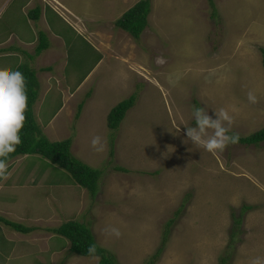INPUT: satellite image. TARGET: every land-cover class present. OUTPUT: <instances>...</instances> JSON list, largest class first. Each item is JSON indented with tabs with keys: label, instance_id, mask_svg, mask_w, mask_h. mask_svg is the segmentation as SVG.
Listing matches in <instances>:
<instances>
[{
	"label": "rangeland",
	"instance_id": "1",
	"mask_svg": "<svg viewBox=\"0 0 264 264\" xmlns=\"http://www.w3.org/2000/svg\"><path fill=\"white\" fill-rule=\"evenodd\" d=\"M80 1L90 2L92 16L104 20L129 4L68 0L67 5L74 8ZM25 2L12 1L0 14V40L11 43L10 34L29 29ZM214 2L216 19L209 0H152L141 42L123 47L119 55L124 66L115 67L110 80L116 93L92 97L82 132L64 134V140L77 137L72 152L77 159L104 173L95 197L70 172L38 155H29L17 176L11 172L3 180L0 216L33 232L23 234L0 222V264H98L99 258L72 254L70 242L54 232L69 221L89 226L98 245L120 264H221L224 257L227 264H252L264 259V142L229 144L217 153L186 143L187 127H195L193 106L213 116L228 111L230 134L239 137L264 129V0ZM78 10L83 16V8ZM50 18L65 26L57 16ZM69 43L68 70L82 81L96 57L84 49V60L75 51L81 45ZM11 48L0 50V70H33L35 56L25 60L22 49ZM157 57L164 62L157 64ZM125 66L134 71L137 101L120 127L112 129L107 116L130 98L120 95L129 89L131 73ZM250 91L256 103L249 102ZM96 136L103 151L92 147ZM12 184L16 189L11 191ZM111 228L119 229V238Z\"/></svg>",
	"mask_w": 264,
	"mask_h": 264
},
{
	"label": "crops",
	"instance_id": "2",
	"mask_svg": "<svg viewBox=\"0 0 264 264\" xmlns=\"http://www.w3.org/2000/svg\"><path fill=\"white\" fill-rule=\"evenodd\" d=\"M12 1L15 0H0V14L6 11ZM67 1L26 0L22 6V12L28 15L29 29L26 32H16V34L13 32L10 34L11 43H7L3 39L0 40V50L5 47L7 50L9 49V52H12L11 47H18L25 54V56H22L25 60L26 58L30 59L33 55L35 56L33 70L37 72L40 90L34 105V115L42 134L51 142L65 141L63 137L68 132L72 134L82 132L81 126L84 125V116L92 97H112L116 93V89H113L114 86L110 80L113 78L115 67L124 66L119 63L122 48L137 45L143 38L142 35L140 42H138L125 30L117 26V22L127 13L125 11H130L141 0H123L124 3L129 4L126 8L124 7L119 15L114 16L117 18L116 20L114 17H109L107 20L93 17L91 13L92 4L88 1L85 3L80 1V5L77 6L73 4L75 9L67 5ZM79 7L83 8V16L78 10ZM52 15L60 18L65 26L54 24V20L50 18ZM31 16H33V19H31ZM54 25H56V29L65 27V31L56 32L52 30L51 26ZM20 34H24L25 38H21ZM69 41L81 45L82 48L75 51L84 60L86 57L80 52L84 49L87 50V53L91 52L96 57L88 66L82 81L76 80L75 70L70 69V72L68 70L71 66L72 52V44ZM43 43H47V48L37 56V49ZM0 54L3 53L0 52ZM133 66L134 68L140 67L137 61L134 62ZM17 67L13 70H16ZM125 67L131 73L129 76V89H125V93L120 95L121 97H131L136 92V86H134L135 75L130 66ZM131 79H134L133 82ZM74 80L78 83L75 86H73ZM82 97L88 98L83 100ZM90 99L91 101H89ZM48 102L49 106L46 105ZM81 104H83V108L79 118H76ZM47 112H49V121L44 124L43 118ZM99 117L98 112L95 118ZM103 118L101 117V119ZM63 119H67V122H62ZM63 127L65 132H63ZM76 141L77 137L72 140L73 153ZM21 157H23L22 160ZM29 158L28 156H20L10 162L8 164V174L12 172L13 177L17 176L19 173L18 167H22L23 161L27 162ZM3 180L0 179V195L4 194L2 192ZM10 188L11 191L16 189L14 184L10 185ZM20 189L21 187L18 189L19 192Z\"/></svg>",
	"mask_w": 264,
	"mask_h": 264
},
{
	"label": "trees",
	"instance_id": "3",
	"mask_svg": "<svg viewBox=\"0 0 264 264\" xmlns=\"http://www.w3.org/2000/svg\"><path fill=\"white\" fill-rule=\"evenodd\" d=\"M211 7L214 8L212 13L213 19L218 17L217 9L214 0H209ZM152 13V0H141L135 7L128 11L118 22L117 26L128 32L136 41L140 42L142 35L149 26V17ZM47 48V43H43L37 49V56ZM263 55L264 64V49L260 50ZM18 71L22 72L26 79L28 108L25 113L26 120L24 128L21 131V144L16 147V150L10 154L8 164L20 156L38 155L45 157L54 164L70 172L74 181L83 188L89 190L92 196L95 197L98 192V186L103 176V172L91 168L89 165L77 159L72 153V140L68 139L61 142H51L43 134L34 115V105L39 96L40 83L37 78V73L28 67L21 66ZM137 96V95H136ZM132 95L129 99L117 105L108 116V125L112 129H118L124 121L126 114L136 104L137 97ZM83 104L79 106L76 118H79ZM264 142V129L260 132L243 138L240 137L239 142L247 145H259ZM114 151L112 152V156ZM119 170L125 172V169ZM0 222L6 226L23 234L33 232V229L28 228L20 223H15L0 216ZM236 226L241 224L240 219H236ZM165 231L163 244H166L169 239V229ZM54 232L67 239L71 248L72 254L86 257L99 258L98 264H120L115 255L107 249L98 245L92 229L86 224L79 221H69L63 224ZM232 238L236 236V230L232 231ZM95 246V253H89L88 248ZM162 254L158 251L157 256ZM226 257L222 258L221 264H227Z\"/></svg>",
	"mask_w": 264,
	"mask_h": 264
},
{
	"label": "clouds",
	"instance_id": "4",
	"mask_svg": "<svg viewBox=\"0 0 264 264\" xmlns=\"http://www.w3.org/2000/svg\"><path fill=\"white\" fill-rule=\"evenodd\" d=\"M163 57H157L156 63H163ZM248 100L256 103L253 92L248 93ZM28 108V95L26 79L18 70H0V179L8 177V158L16 147L21 144V131L24 128ZM192 118L195 127H187L186 143L203 148L209 153L223 151L229 144L239 142L237 133L230 134L232 117L225 109H220L209 115L204 107L193 106ZM92 147L97 151H103L101 137L92 139ZM110 233L119 238V229L111 228ZM89 253H95V246L88 248ZM252 264H264V259L255 258Z\"/></svg>",
	"mask_w": 264,
	"mask_h": 264
}]
</instances>
